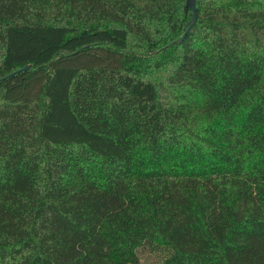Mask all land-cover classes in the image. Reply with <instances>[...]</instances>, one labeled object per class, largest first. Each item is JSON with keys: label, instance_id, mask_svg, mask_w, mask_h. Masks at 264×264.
<instances>
[{"label": "trees", "instance_id": "obj_1", "mask_svg": "<svg viewBox=\"0 0 264 264\" xmlns=\"http://www.w3.org/2000/svg\"><path fill=\"white\" fill-rule=\"evenodd\" d=\"M184 3L0 0V264H264V0Z\"/></svg>", "mask_w": 264, "mask_h": 264}, {"label": "water", "instance_id": "obj_2", "mask_svg": "<svg viewBox=\"0 0 264 264\" xmlns=\"http://www.w3.org/2000/svg\"><path fill=\"white\" fill-rule=\"evenodd\" d=\"M184 8H190L191 11H192V16L190 18V20L188 21V24L185 28V30L183 31V33L176 39L174 40V42H180L182 40V38L184 37L185 33L187 32L188 28L190 27V25L193 23V21L195 20V12H194V6H193V0H185V3H184ZM172 43H169L168 45H170ZM167 45V46H168ZM29 68V65H25L13 72H11L10 74H8L7 76H10L12 75L13 73L15 72H18V71H21V70H26Z\"/></svg>", "mask_w": 264, "mask_h": 264}, {"label": "rangeland", "instance_id": "obj_3", "mask_svg": "<svg viewBox=\"0 0 264 264\" xmlns=\"http://www.w3.org/2000/svg\"><path fill=\"white\" fill-rule=\"evenodd\" d=\"M140 259L143 263H152L153 261H155V256L149 253H144L141 254Z\"/></svg>", "mask_w": 264, "mask_h": 264}]
</instances>
